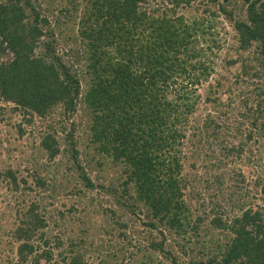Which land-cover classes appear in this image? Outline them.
<instances>
[{"label":"trees","instance_id":"16d2710c","mask_svg":"<svg viewBox=\"0 0 264 264\" xmlns=\"http://www.w3.org/2000/svg\"><path fill=\"white\" fill-rule=\"evenodd\" d=\"M46 4L0 0V122L15 130L11 150L41 123L38 153L27 160L34 187L19 169H0V182L29 196L3 233L8 264H264V0ZM221 22L234 43L226 86L212 79ZM204 85L203 102L217 115L197 120L196 89ZM57 157L81 181L68 187V199L74 192L91 204L107 200L98 217L126 244L137 227L134 251L90 249L83 232L51 235L50 223L58 225L47 207L66 194L42 174ZM239 164L257 167L260 203L230 192L221 200L239 214L223 218L219 203H211L212 217L196 214L185 199V170H203L201 183L219 189L223 175L241 174Z\"/></svg>","mask_w":264,"mask_h":264},{"label":"rangeland","instance_id":"374dc122","mask_svg":"<svg viewBox=\"0 0 264 264\" xmlns=\"http://www.w3.org/2000/svg\"><path fill=\"white\" fill-rule=\"evenodd\" d=\"M47 1L49 2V0H38V3H41L42 7L44 8L47 5ZM57 5L58 2L54 4V6ZM215 37L221 42L223 47L219 51H214L216 52V57L213 59L215 69L212 79H221V82L226 86V84H228V80H230L232 76L234 69L233 67H228L232 70L229 73L226 67L223 68L224 61L227 60L226 54L228 49H230L232 53L231 46L234 43L229 28H227L226 24L223 22L218 25L217 35ZM79 65L81 66V64ZM204 87L205 85L199 86L196 89V93L201 96V99L198 103V111L193 115L197 120L203 119L207 113L217 115V112L215 113V111H213L208 104H204L203 102ZM229 117L230 120L233 121L236 115L229 114ZM222 119L225 120V118ZM231 121L229 122L232 123ZM3 124L4 123L0 122V169L2 170L11 167L14 169H19L20 173L17 176L21 178V176L24 175L28 185L34 187V179L27 176L26 174L27 168L30 167V164L27 162V160L31 161L38 153L36 149L37 141L33 140L37 134L36 131L38 128L40 129L41 123L39 121L37 122V129L32 130L33 133H31L30 136H28V139L25 140L26 145L21 148L20 144L18 143L19 145L17 144V149L15 148L14 151H12L11 148H14L17 143V141L14 140L13 135L15 130H13L12 127L7 128ZM28 131H31V129H28ZM190 132L191 129H188L187 134H190ZM64 147L66 146H63L62 148ZM58 160L59 157H57L55 161L47 164L49 167H46L44 173L42 174V176L46 177L47 183H53V186H57L58 190H61L66 194L65 196L64 194H61L63 197H59L60 202L58 203L57 207L54 204L53 206L50 205L47 207L48 216L53 213L55 215L53 219L58 225V227H55L56 225L53 226L49 221L51 224V227H49L51 228V235L56 236L59 234L66 238L70 236H72V238H76L80 232H83L87 245L90 246V249L98 248L104 253L107 251H117L119 253L134 251L136 245H138V235L136 231L139 229L137 227L131 229V243L126 244L127 239L119 235V232L116 230V226L111 228V225L108 226L107 221L103 220L105 218L101 219L98 217L102 210L106 206H109V202L107 200H93V203L91 204L92 200L90 199H87L88 201L76 200L77 198L73 196L74 192L71 193V198L68 199V187H70V190L74 187V185L76 187L78 186L79 188H82L81 181L76 178V176L72 177L71 173H66L65 169L61 168ZM41 162H45V160L43 159ZM239 167L241 168V170L239 168V172H241L240 175L237 173V170H234V174H231L230 177L223 175L222 185L219 189L215 183L214 186H211L209 189L206 188L204 183H201L202 177L204 178L209 176V174L205 173L203 170H196L197 172L191 171L189 168L185 170L186 179L189 182L187 184V188L185 189V199L191 204L193 210L196 209V214L209 215V217H212L213 215L209 213L210 208L212 207L211 203H219L220 206H222L219 210L220 213L223 214V218L232 216V214L235 213L239 214V212L236 210L233 212L230 211L229 207L225 205L223 200H221L222 195L226 197V195L230 192H238L243 196L246 195V202L252 206L254 205V202L257 203L261 200L258 193L261 185L257 186L254 184V180L258 177L259 173L257 172V167L254 165L251 166L249 164H239ZM252 171L256 172L253 173ZM241 175H243L244 181H242L243 187L241 186L240 189V185L236 183L243 178ZM89 176L91 178L94 177V173L89 174ZM8 188L9 187L5 185V182H0V242H2L0 248L5 246V241L8 239L3 233L7 234L11 227V224L14 220L16 206L21 200H29L28 195H26L27 199L20 198L17 195H21V192L16 191V193H14V191H10ZM20 189H23V187L20 186ZM46 193H50V191H47ZM95 198L97 199L101 197L96 196ZM35 199L41 201L44 200L46 203L50 202V200H53L52 198L47 197L42 199L40 196L36 197ZM61 202L64 203L65 206H62ZM71 206L76 209V211L70 214L65 213L63 219L58 216L57 211H59V209L63 211L64 209H69ZM96 212H98V214H95ZM105 227H108V229L103 230ZM5 254L8 253H0V264H8V260L11 257L9 255L6 257ZM40 263L45 264L43 260H41Z\"/></svg>","mask_w":264,"mask_h":264}]
</instances>
